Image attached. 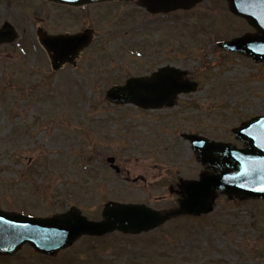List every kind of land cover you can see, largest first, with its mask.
Returning a JSON list of instances; mask_svg holds the SVG:
<instances>
[{
    "label": "rangeland",
    "instance_id": "1",
    "mask_svg": "<svg viewBox=\"0 0 264 264\" xmlns=\"http://www.w3.org/2000/svg\"><path fill=\"white\" fill-rule=\"evenodd\" d=\"M135 1L116 4L114 22H97L43 0H0V26L8 22L19 35L0 46V207H22L7 186L33 167L43 177L34 182H48L52 192L40 211L75 206L96 219L109 201L174 209L179 181L203 170L182 135L241 148L231 130L264 115L262 65L215 47L249 31L223 0L168 16H150ZM87 27L97 36L76 67L52 72L36 30ZM164 65L186 71L197 91L172 109L145 114L105 102L112 85ZM108 157L119 175L108 169ZM71 251L84 264H264V202L220 195L208 216L172 220L137 237L83 241Z\"/></svg>",
    "mask_w": 264,
    "mask_h": 264
},
{
    "label": "water",
    "instance_id": "2",
    "mask_svg": "<svg viewBox=\"0 0 264 264\" xmlns=\"http://www.w3.org/2000/svg\"><path fill=\"white\" fill-rule=\"evenodd\" d=\"M70 6H79L91 2L109 0H47ZM202 0H138L141 7L149 13H169L176 10H189ZM232 14L246 20L255 30L254 34H245L231 41L219 43L217 47L225 51L237 52L249 57L253 62L264 63V0H227ZM17 37L14 28L5 23L0 28V44L11 43ZM38 41L47 53L53 71H57L65 63L73 64L79 52L90 40V32L73 36H51L42 29L37 30ZM55 42V43H54ZM165 73L169 87L164 94L150 102L128 99L118 95V86L107 91L105 99L113 104H133L144 109H157L165 105L171 107L178 94L195 90V85L182 83L178 70L170 67L160 69L149 78L129 80H153ZM127 80V81H129ZM126 84V83H125ZM239 141L245 143L244 149L221 143H208L205 139L189 136L199 161L216 174L203 173L198 181L185 182L180 186L182 196L178 209L170 212H157L142 205L107 204L102 212V221L92 222L80 216L72 209L68 214L52 219L38 220L24 218L15 214L0 212V234L6 233L7 248L10 251L18 248L23 242H29L36 250L47 252L46 237L33 233H53L60 238L54 245L58 250L70 245L82 235L103 236L113 231L123 234H140L155 229L167 220L181 216H200L212 211V204L217 191L229 199L233 196L240 199L264 200V192L256 191L264 184V117H257L233 130ZM113 162L112 159H109ZM118 208L129 211L118 217L109 218L108 209ZM30 233V234H29ZM52 236V235H51Z\"/></svg>",
    "mask_w": 264,
    "mask_h": 264
},
{
    "label": "flooded vegetation",
    "instance_id": "3",
    "mask_svg": "<svg viewBox=\"0 0 264 264\" xmlns=\"http://www.w3.org/2000/svg\"><path fill=\"white\" fill-rule=\"evenodd\" d=\"M123 3L134 4V0H117V1H112L108 3H95V4H89L83 7H79V8L66 7V6L64 7L81 11V14H80L81 17L86 18V19L89 18L90 13H91V17L95 19L97 22H104L107 19L113 20L114 22V19H117V17H119L118 11L116 10L119 7H116L115 5L116 4L120 5ZM89 28L90 27H87L83 29L82 31L89 29ZM116 29L118 31V28ZM93 32H94L93 41H95L97 34L95 30ZM114 32L112 31V34H111L113 37H115V34H116V33L114 34ZM88 49H86L84 52L81 53L80 58L83 57L84 53ZM107 167L113 173L117 175L121 173L120 166L108 165ZM23 169L24 171H21L19 173L20 175L14 176L15 178L19 179V182L17 184L14 182H10L7 186L10 189H13V192L11 195L14 199H19L23 201V204H21L22 207H13L14 209H10V208H3V209L8 210V212H15V213H18V214L20 213L25 216H34L38 218H49L53 215L58 214V213H47L46 209H44L43 211H40L39 209H37L42 204H44L47 198L51 199L52 192L47 190L48 182H44V181H40L37 183L34 182L36 178H43V177H38L35 175L33 171V169L35 168L26 167ZM27 170L29 172L26 173ZM26 174H31V176L26 175ZM31 177L33 179H29ZM126 179L127 178H123L122 180H126ZM65 195L67 197H72V194H69V193H66ZM35 199L39 200L40 203L36 205H31L32 203H34ZM30 207H35L33 209H35L38 212L28 210V209H32ZM104 238L97 239V238H90V237H82V238L77 239L71 246H68V247H65V248H62L56 251H54L53 248H49L48 252H42V253L34 250L29 244H26V243L23 244L18 250L14 251L13 253H9L7 252V248L5 247V240L0 239V264H84V263H77L76 261H74L75 258L77 257L74 254H72L71 250L83 241L85 242L91 241L92 243H97Z\"/></svg>",
    "mask_w": 264,
    "mask_h": 264
},
{
    "label": "snow or ice",
    "instance_id": "4",
    "mask_svg": "<svg viewBox=\"0 0 264 264\" xmlns=\"http://www.w3.org/2000/svg\"><path fill=\"white\" fill-rule=\"evenodd\" d=\"M169 86L165 73H161L153 80H129L124 86L117 89V93L136 102H150L162 96ZM256 191L264 192V184L257 188ZM107 211L109 218H115L129 210L111 208Z\"/></svg>",
    "mask_w": 264,
    "mask_h": 264
}]
</instances>
